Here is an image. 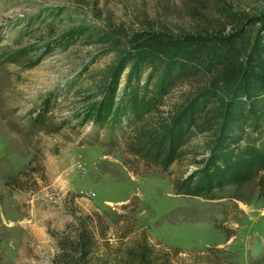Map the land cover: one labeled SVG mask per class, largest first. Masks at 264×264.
<instances>
[{"label": "rangeland", "instance_id": "374dc122", "mask_svg": "<svg viewBox=\"0 0 264 264\" xmlns=\"http://www.w3.org/2000/svg\"><path fill=\"white\" fill-rule=\"evenodd\" d=\"M229 1L264 16V0ZM146 24L196 27L182 0H0V264H54L56 238L74 239L95 212L106 228L94 264L141 244L156 264H264V199L238 202L231 184L210 198L178 195L170 174L195 166L165 172L126 146L137 91L133 65L123 70L136 57L126 37ZM188 149L186 164L208 145Z\"/></svg>", "mask_w": 264, "mask_h": 264}, {"label": "trees", "instance_id": "16d2710c", "mask_svg": "<svg viewBox=\"0 0 264 264\" xmlns=\"http://www.w3.org/2000/svg\"><path fill=\"white\" fill-rule=\"evenodd\" d=\"M182 1L194 30L146 24L127 32L136 57L123 70L133 65L129 85L137 91L124 113L133 122L126 146L165 172L176 164L195 166L188 176L170 174L178 195L210 198L213 190L231 184V197L248 205L264 199V16L237 11L229 0ZM49 112L46 101L43 123ZM195 139L208 145L206 155L198 160L196 153L186 164ZM101 226L104 236L98 212L80 217L74 239L56 238L54 264H94ZM150 252L141 244L114 264H153Z\"/></svg>", "mask_w": 264, "mask_h": 264}, {"label": "water", "instance_id": "95a60500", "mask_svg": "<svg viewBox=\"0 0 264 264\" xmlns=\"http://www.w3.org/2000/svg\"><path fill=\"white\" fill-rule=\"evenodd\" d=\"M262 245H263V241H262V238L259 237V236H256L255 239H254V256L259 254L261 248H262Z\"/></svg>", "mask_w": 264, "mask_h": 264}]
</instances>
